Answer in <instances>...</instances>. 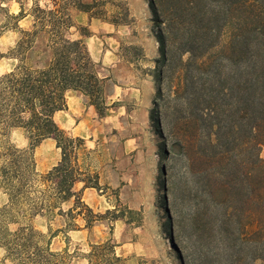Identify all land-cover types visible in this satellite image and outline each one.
Segmentation results:
<instances>
[{
  "label": "trees",
  "instance_id": "1",
  "mask_svg": "<svg viewBox=\"0 0 264 264\" xmlns=\"http://www.w3.org/2000/svg\"><path fill=\"white\" fill-rule=\"evenodd\" d=\"M39 1L25 9L17 0L16 14L0 7V36L16 33L0 52L12 63L0 73V187L7 195L0 207V247L13 264H71L76 251H52L50 244L59 233L68 243L67 232L90 229L102 218L82 200L85 188H97L98 176L79 163L87 155L79 151L83 139L70 136L54 115L71 93L105 115L110 76L99 74L86 43L89 32L76 16L118 21L107 19L104 0ZM154 1L166 21L155 76L168 74L174 80L170 94L185 98L173 107L171 132L187 163L183 198L192 203L191 235L205 264H264V0ZM223 28L228 38L219 43ZM184 30L187 37L178 39ZM13 132L23 146L10 142ZM49 138L60 158L37 173L33 150ZM36 216L45 220L47 234L34 229ZM57 217L61 226L52 230ZM215 242L221 250H211ZM84 257L88 264L125 262L109 240L91 244Z\"/></svg>",
  "mask_w": 264,
  "mask_h": 264
},
{
  "label": "rangeland",
  "instance_id": "2",
  "mask_svg": "<svg viewBox=\"0 0 264 264\" xmlns=\"http://www.w3.org/2000/svg\"><path fill=\"white\" fill-rule=\"evenodd\" d=\"M19 1L25 9L33 3ZM46 1L40 0L39 4ZM154 2L104 0L107 19L118 21L117 25L98 18L88 20L83 13L76 16V21L89 32L86 43L99 74L109 75L111 85L107 91L110 107L104 116H98L92 106L84 105L72 93L66 97V108L54 115L70 136L83 139L79 151H87V155H80L79 163L86 172L98 176L97 188L84 189L82 200L102 218L90 229L67 232L68 243L59 233L50 244L52 251L66 248L71 255L76 251L71 264H88L84 255L90 245L107 240L115 244V253L124 258V264H205L203 250L191 235L188 221L192 203L183 198L187 168L184 150L172 133L171 122L177 115L173 107L185 98L170 94L174 80L168 74L162 80L155 76L154 67L159 69L162 65L158 37L166 21ZM0 7L8 13L19 11L17 0H0ZM3 15L0 10V20ZM28 22V17L23 18L18 25L24 27ZM185 30L177 32L178 39L187 37ZM217 35L218 42L225 43L228 29H221ZM15 37V32L3 31L1 53L13 44ZM188 57L189 53H184L183 61ZM11 64L0 58V73ZM10 142L25 144L18 132L11 134ZM33 151L36 172L44 173V167L55 160L59 150L47 139ZM259 155L264 158V148ZM82 185L79 182L76 188ZM6 201L7 195L0 187V207ZM76 222L83 225L80 218ZM31 224L47 234L42 217L32 218ZM50 225L52 230L60 227V218ZM211 250L221 248L215 242ZM4 255L0 247V264H13Z\"/></svg>",
  "mask_w": 264,
  "mask_h": 264
},
{
  "label": "crops",
  "instance_id": "3",
  "mask_svg": "<svg viewBox=\"0 0 264 264\" xmlns=\"http://www.w3.org/2000/svg\"><path fill=\"white\" fill-rule=\"evenodd\" d=\"M73 97H75L76 99H78V100H80V101H82V99H81V97L80 96H78V95H75L74 94V96ZM59 111H62V110H59ZM59 111H57V112H59ZM61 127V126H60ZM63 127V126H62ZM61 127V128H62ZM47 140V139H46ZM48 140H50L51 141V144H53V146H54V148L55 149H57V150H59L58 148H56L55 147V142H54V140L53 139H48ZM58 156L55 158V160L54 161H52V162H49V163H47L46 164V166L44 167V170H48V169H50L53 165H55L56 163H57V161L59 160V158H60V154H59V151H58ZM85 189H87V188H85Z\"/></svg>",
  "mask_w": 264,
  "mask_h": 264
}]
</instances>
